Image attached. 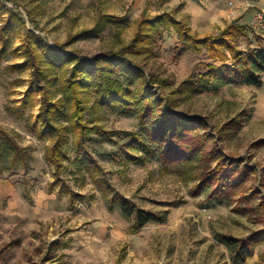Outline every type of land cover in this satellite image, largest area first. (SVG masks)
<instances>
[{
	"label": "rangeland",
	"instance_id": "1",
	"mask_svg": "<svg viewBox=\"0 0 264 264\" xmlns=\"http://www.w3.org/2000/svg\"><path fill=\"white\" fill-rule=\"evenodd\" d=\"M165 0H13L4 5L23 19L25 26L10 19L0 6V31L11 21L8 49L0 59V139L6 151L0 170V264H234L235 253L219 242L221 235L245 239L264 230V75L261 86L223 83L204 77L196 90L178 92L192 75H205L208 64L216 63L206 52L179 54L174 32L164 33L151 44L152 53L135 59L146 76L168 81L169 86H153L157 97L174 98L179 112L203 117L210 124L218 149L226 157L241 161L240 166L255 169L236 192L219 198L215 188L195 195L200 181L199 166L164 165L159 154L129 147L147 138L136 115H122L97 103L93 83L81 90L86 110L84 122L94 127L87 161L95 166L98 179L113 191L100 189L88 166L72 147V109L65 104L55 117L69 130L68 158L61 175L46 159L53 142L39 137L41 96L29 102L24 116L14 114L26 95L32 70L8 72L7 67L22 63L14 54L25 41L27 31L40 35L53 49L89 58L117 53L136 36L141 17L172 14ZM229 15L227 22L248 16L249 37L235 39L239 48L250 54L264 48V0H219ZM233 2L234 5H230ZM234 12L236 14H234ZM232 14H234L232 16ZM263 14L255 26L256 15ZM171 16V15H170ZM112 17V18H111ZM173 17V16H172ZM223 17V16H222ZM240 17V16H239ZM113 21L97 38H82L62 46L76 34L92 30L97 21ZM114 18V19H113ZM34 20L35 24L31 20ZM231 25V24H230ZM215 27L214 35L220 29ZM3 42L0 38V51ZM37 52L42 55L40 48ZM227 63H231L229 58ZM41 67L51 81L48 92L60 103L68 79V68L55 67L42 56ZM117 87H127L124 74L113 76ZM104 85L103 80L99 82ZM136 137V138H135ZM9 139L26 150L28 166L20 161L12 167ZM261 141V142H258ZM258 142V143H257ZM256 143V144H255ZM260 143V144H259ZM215 148L209 142L208 150ZM142 159L130 161L126 154ZM60 181L56 183V181ZM123 196L130 208H140L166 217L164 224L150 223L137 230L135 215L127 217L111 198ZM56 248L52 250L53 244ZM52 250V251H51ZM264 264V244L244 263Z\"/></svg>",
	"mask_w": 264,
	"mask_h": 264
},
{
	"label": "trees",
	"instance_id": "2",
	"mask_svg": "<svg viewBox=\"0 0 264 264\" xmlns=\"http://www.w3.org/2000/svg\"><path fill=\"white\" fill-rule=\"evenodd\" d=\"M13 0H0V6L10 14V19L25 26L23 19L14 15V10L4 4ZM112 18V17H111ZM101 18L92 30L74 35L70 42H77L82 38H97L107 29L113 21ZM114 19V18H113ZM35 24L34 20H31ZM11 31V21L7 22L0 31L3 48L0 51V59L8 49L7 40ZM174 32L179 41V54L187 52L207 53L216 63L208 64V72L205 75H192L183 82L179 95L186 90H196L199 84H203L204 77L216 79L223 83L245 84L261 86L264 75V48L253 50L246 54L241 50L235 39L248 38L247 25L234 21L227 28L220 31L218 36L199 37L188 26L168 14L153 17H141L134 39L117 53L99 54L89 58L78 57L72 53L53 49L45 40L34 32L27 31L24 43L15 50L14 54L23 58L22 63H16L7 67L8 72H24L32 70V80L25 97L14 114L24 116L34 93L41 97L40 113L37 123L40 125L39 137L53 142L52 147L46 153L47 161L54 168L55 175H61L64 169V160L68 158L66 147L70 143L69 130L59 126L55 117L61 112L65 104L72 109L71 118L74 122L73 133L77 139L72 147L77 156L87 164L91 177L97 186L104 192L113 191L102 179H98L95 166L87 161L89 146L92 141L94 127L84 122L86 106L82 98L81 90L89 89L93 83L97 87V103L106 106L114 112L122 115H136L139 119L148 140L156 144V151L143 139H136L129 147L142 148L143 152L150 155L159 154L161 162L166 166L181 165L186 168L199 166L201 175L199 185L195 189L198 196L205 189L215 188L213 194L219 198L224 195L236 193L249 179L255 169L248 166H240L241 161H236L225 156L223 151L217 148L214 134L207 132L210 124L203 117H191L177 110V101L169 97H157L153 86H169L168 81L154 79L145 75L143 69L135 63V59L152 53L151 44L157 37H163L164 33ZM40 48L42 55L37 52ZM44 56L55 67L68 68V79L64 87V96L60 103H54L48 92L51 81L47 79V72L41 67L40 59ZM231 63H227L228 59ZM118 71L126 78L127 87L120 89L113 80ZM103 80L102 86L99 82ZM136 138V137H135ZM263 141V142H261ZM258 142L264 143V140ZM209 142H214L215 148L208 150ZM257 142V143H258ZM10 151L13 153L12 167L15 168L20 161L28 166L29 158L25 149L19 147L12 139H9ZM256 144V143H255ZM260 144V143H259ZM6 151L0 139V170ZM130 161L140 162L142 159L126 154ZM60 181H56L59 183ZM112 208L119 206L127 217L135 215V227L137 230L150 223L164 224L166 217L145 211L140 208H130L128 200L123 196H113L110 200ZM219 242L235 253L234 264L244 263L247 258L254 255L255 248L264 244V230L249 235L245 239H236L231 236L221 235ZM53 244L52 250L56 248ZM51 250V251H52Z\"/></svg>",
	"mask_w": 264,
	"mask_h": 264
},
{
	"label": "crops",
	"instance_id": "3",
	"mask_svg": "<svg viewBox=\"0 0 264 264\" xmlns=\"http://www.w3.org/2000/svg\"><path fill=\"white\" fill-rule=\"evenodd\" d=\"M219 0H165L164 7L173 11V16L178 21L185 23L188 28L199 37H206L214 35V29L217 26L223 30L227 28L231 23L229 15H226V11L223 10L224 5H220ZM234 14H236L234 12ZM223 16V17H222ZM240 16V17H239ZM234 20H239L240 24H249L246 21L248 16L241 17L239 15Z\"/></svg>",
	"mask_w": 264,
	"mask_h": 264
},
{
	"label": "built area",
	"instance_id": "4",
	"mask_svg": "<svg viewBox=\"0 0 264 264\" xmlns=\"http://www.w3.org/2000/svg\"><path fill=\"white\" fill-rule=\"evenodd\" d=\"M230 5H234L233 2H230ZM234 14H232L233 16ZM262 21H263V14H258L255 16L254 20H253V23L255 26H258V25H261L262 24Z\"/></svg>",
	"mask_w": 264,
	"mask_h": 264
}]
</instances>
